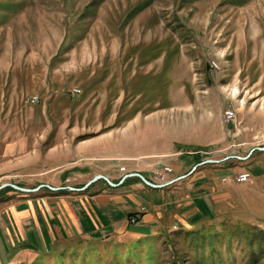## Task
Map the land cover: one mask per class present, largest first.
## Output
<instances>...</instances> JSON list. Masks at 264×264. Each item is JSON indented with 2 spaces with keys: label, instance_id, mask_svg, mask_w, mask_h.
Listing matches in <instances>:
<instances>
[{
  "label": "rangeland",
  "instance_id": "obj_1",
  "mask_svg": "<svg viewBox=\"0 0 264 264\" xmlns=\"http://www.w3.org/2000/svg\"><path fill=\"white\" fill-rule=\"evenodd\" d=\"M37 140L60 189L1 200L111 191L127 210L80 201L71 230L45 207L53 230L7 264H264V0H0V159ZM83 146L88 171L67 165ZM99 174L117 185L82 189Z\"/></svg>",
  "mask_w": 264,
  "mask_h": 264
},
{
  "label": "crops",
  "instance_id": "obj_2",
  "mask_svg": "<svg viewBox=\"0 0 264 264\" xmlns=\"http://www.w3.org/2000/svg\"><path fill=\"white\" fill-rule=\"evenodd\" d=\"M55 144H58L57 142ZM41 145L40 141L37 140L34 145H30L26 142L10 143L7 145V150L3 153L0 160V182L13 181L21 183L25 186H31V184H42L43 174L46 171L54 168L55 165L48 166L46 164L43 168V160L41 154L37 152ZM32 150H30V149ZM90 148L80 147L77 149V159L68 162L70 165L75 166L76 170L88 171L90 166L87 163L79 164V160H85L90 155ZM61 156L64 157V154ZM60 155H58L57 161L59 162ZM92 157V155H91ZM90 161V160H88ZM66 161L60 162L56 165L57 167L65 168ZM92 165V164H91ZM94 166V165H92ZM50 167V168H48ZM96 167L92 168V171H96ZM74 169V170H75ZM91 171V172H92ZM85 173V174H91ZM67 173L63 171L61 175H66ZM201 186V184H200ZM129 193H119L115 194L113 192L107 193V195L101 196H89L84 195H64V196H43L42 193H36L31 195H16L15 193H10L7 200L0 199V264H7L19 256H23L28 250V244L32 242L39 244L40 246L44 243L43 231H45L48 226V231L53 230V226H50V221H43L44 208L47 207L53 210V208H61L64 213L68 216V223L70 224L68 229L77 230L76 221H80V203L82 202L85 206V212H89V207H96L104 203L105 205H110V209H107L109 213H118V211L127 210L121 207L126 195ZM49 198V199H48ZM77 202L75 203V201ZM84 200H87L86 203ZM100 200L102 203H99ZM197 206V205H196ZM200 207L197 206V210L194 211V215L200 213ZM111 211V212H110ZM63 214V212H61ZM61 213L59 216L61 217ZM193 212H189L187 216H190ZM54 216V213H51ZM144 219V218H143ZM55 221V220H53ZM143 221V220H142ZM60 222L65 225V220L60 219ZM58 222L55 221V225ZM16 237L23 240V242L18 243Z\"/></svg>",
  "mask_w": 264,
  "mask_h": 264
},
{
  "label": "water",
  "instance_id": "obj_3",
  "mask_svg": "<svg viewBox=\"0 0 264 264\" xmlns=\"http://www.w3.org/2000/svg\"><path fill=\"white\" fill-rule=\"evenodd\" d=\"M258 149H262V150H264V147H258ZM238 158H240V159H245L246 157H238ZM209 162H211V163H213V162H218V160L209 159V160L203 161L202 163H209ZM131 176H138V177H141V178L143 179V181H144L147 185H149V186H151V187H153V188H162V187L166 186L167 184H170V183H172V182H174V181H176V180L182 178V176H181V177H178L177 179H174V180H172V181H170V182H167V183H165V184H156V183H153L152 181H150L149 179H147L143 174H141V173H139V172H133V173L126 174V175L123 177V179L120 181V183H122L127 177H131ZM183 177H184V176H183ZM99 178H103V179L109 181L112 185H117V183L113 182L111 179H109V177H107V176H105V175H103V174H99V175H96V177H94L92 180H90V181H89V182H88V183H87L82 189H85V188L88 187L91 183H93L94 181H96V180L99 179ZM6 186H11V187H13V188H15V189H18V190H21V191H27V192H28V191H35V190H37V189H39L40 187H43V186H47V187L51 188L52 190H58V189H60V187H53V186L45 185V184H40L37 188H33V189H32V188L22 187V186H20V185L14 184V183H5V184H3V185L0 186V189L4 188V187H6ZM69 189H73V190H75V189H77V188L70 186Z\"/></svg>",
  "mask_w": 264,
  "mask_h": 264
},
{
  "label": "built area",
  "instance_id": "obj_4",
  "mask_svg": "<svg viewBox=\"0 0 264 264\" xmlns=\"http://www.w3.org/2000/svg\"><path fill=\"white\" fill-rule=\"evenodd\" d=\"M213 63V62H212ZM213 65L215 66V63H213ZM224 117H225V120L227 122H232L235 120V112L234 110H230V109H227L225 112H224ZM166 169H168L169 171L171 170L170 167H166ZM251 173L250 172H244V173H241V174H238L237 177H236V180L239 181V182H247L251 179Z\"/></svg>",
  "mask_w": 264,
  "mask_h": 264
},
{
  "label": "trees",
  "instance_id": "obj_5",
  "mask_svg": "<svg viewBox=\"0 0 264 264\" xmlns=\"http://www.w3.org/2000/svg\"><path fill=\"white\" fill-rule=\"evenodd\" d=\"M196 154H197L196 157L198 158V161H200V162L203 161V160H202L203 158H201L202 156L200 155V153L197 152ZM130 216H131V217H132V216H137V217H138V218H137L138 220H139V219H142V217H140V214H137V213H130Z\"/></svg>",
  "mask_w": 264,
  "mask_h": 264
}]
</instances>
